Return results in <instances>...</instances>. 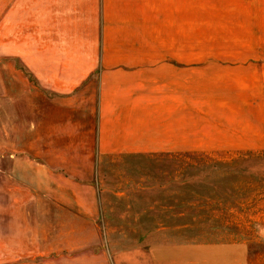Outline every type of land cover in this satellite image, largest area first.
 I'll return each instance as SVG.
<instances>
[{
	"label": "rangeland",
	"instance_id": "obj_1",
	"mask_svg": "<svg viewBox=\"0 0 264 264\" xmlns=\"http://www.w3.org/2000/svg\"><path fill=\"white\" fill-rule=\"evenodd\" d=\"M139 1L0 0V264H264V0Z\"/></svg>",
	"mask_w": 264,
	"mask_h": 264
},
{
	"label": "crops",
	"instance_id": "obj_2",
	"mask_svg": "<svg viewBox=\"0 0 264 264\" xmlns=\"http://www.w3.org/2000/svg\"><path fill=\"white\" fill-rule=\"evenodd\" d=\"M53 1L54 2L52 6L49 7V11L47 15L43 17V23H45L47 20V24L52 25L51 28L54 30L53 32H51L50 30L46 31L47 33L46 37H45L46 33L44 31V39L46 38V40L48 41H53L55 44H58L59 42V47L61 49H66L75 46L76 41L78 42L81 40L80 34L83 33L82 29H80L79 26L80 27L86 26L85 23L89 22L87 17L90 14L92 19L94 18V23H93L94 25L92 24V27L94 28V26H96L97 39L101 38L100 42H104V43L106 42L105 33L107 26L110 23V20L107 18L108 9H109L108 5L110 0H53ZM116 3L118 6L119 4L120 6L124 4L123 7L127 6L126 9H128V11H132L134 9V0L133 3L132 0H127V2L126 0H116ZM138 6L140 10H142L143 8H148L150 12L151 11H153V13L156 12V2H154L153 0H140L138 2ZM52 10L54 11L53 13H51ZM130 13L128 19H122L121 21L118 22L112 21V23H116L118 26L121 27H123L124 25L130 26L133 20L132 14L130 16ZM146 15H142L141 13V15L138 16V22L140 24L143 22L145 23ZM144 23L142 25H144ZM71 26H74V31L72 30ZM101 46L106 47V45L104 44H101ZM140 61H141L140 64H151L152 61L155 63V60L151 58H144ZM127 62L133 63V61H129V60H127ZM149 71L151 72V68L149 69ZM153 72L155 73V68H153L152 73ZM90 113L91 111L88 112V121L91 126L92 116ZM54 119L55 117H53V120ZM101 119L103 121L102 124L109 122V117L106 115H103ZM40 127L41 126H39L38 124L39 129ZM48 127L49 125L47 126V128ZM52 128L55 129L56 127L52 125ZM38 139H40V135H38ZM38 142H41V140ZM114 263L125 264L124 254L123 253L116 254ZM156 264H210V262L205 259L204 260L197 259L196 256H194V258L193 256L191 258H187L180 255L170 254L168 256H164L163 258L157 259Z\"/></svg>",
	"mask_w": 264,
	"mask_h": 264
}]
</instances>
